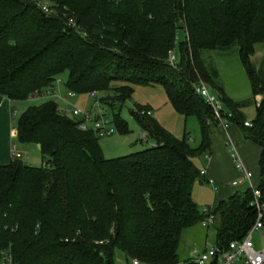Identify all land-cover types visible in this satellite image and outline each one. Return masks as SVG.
<instances>
[{"label":"trees","instance_id":"obj_1","mask_svg":"<svg viewBox=\"0 0 264 264\" xmlns=\"http://www.w3.org/2000/svg\"><path fill=\"white\" fill-rule=\"evenodd\" d=\"M42 1L50 14L33 0H0V97L12 103L46 97L67 74L64 87L75 96L114 93L98 101L112 112L116 132L127 135L121 104L135 86L160 85L177 114L196 120L199 141L192 145L186 132L173 138L131 111L155 144L105 159L99 138L80 131L52 99L28 106L15 122L16 140L39 146L42 163L13 158L0 166V264L4 252L10 264H116L115 251L138 264H179L182 231L204 219L191 197L201 178L194 160L208 152L217 126L194 93L196 77L217 79L204 51L236 48L252 97H261L247 128L240 111L252 99L233 102L220 86L216 91L231 124L261 147L257 188L264 196V83L250 63L264 43V0ZM176 46L170 65L167 55ZM251 198L248 189L218 203L216 245L245 237L256 218Z\"/></svg>","mask_w":264,"mask_h":264},{"label":"rangeland","instance_id":"obj_2","mask_svg":"<svg viewBox=\"0 0 264 264\" xmlns=\"http://www.w3.org/2000/svg\"><path fill=\"white\" fill-rule=\"evenodd\" d=\"M185 39L183 32L179 33V42ZM174 55H178L179 48L175 47ZM203 61L210 70L217 72V79L203 80L201 77H196V82H203L212 89V93L216 94L217 87L220 86L225 95L232 101L242 102L252 98L250 84L248 82L245 71L239 61L236 48L229 49L228 51H204L202 53ZM169 59V53L167 55ZM67 74H63L59 77L61 84L56 86V89L50 95L43 98H37L34 100H28L24 103H16L13 107L15 113L12 117V129L15 128V122L18 116L28 107L37 106L42 102L52 99L58 105V111L65 108H78L82 111H90L93 109V102L87 99V94L76 95L74 97L69 96V92L64 87ZM120 84H112V88L119 87ZM51 96V97H50ZM115 97L114 93H99L98 97ZM222 98L223 95L219 93ZM148 109L152 116L150 117L152 122H156L161 128H163L173 138L181 139L183 132L189 134L193 141L192 145H197L199 140V130L196 120L191 117L185 120L182 116L177 114L170 103L162 86H135L132 97L130 100L121 104L120 117L127 123L129 133L127 135H119L116 130L110 137L101 138L98 140V144L101 148L102 154L105 159H113L129 154L142 151L155 144V142L148 135V142L138 141L140 135L144 130L138 125V123L131 117V111H138L136 108ZM95 109V108H94ZM255 106L251 105L242 112V116L245 120L255 118ZM117 110V109H115ZM106 117L111 118L112 112L109 109H105ZM72 120V119H71ZM154 120V121H153ZM250 123V122H249ZM15 131V130H14ZM15 133V132H14ZM12 154L18 155L14 158L20 159L22 162L29 166L39 167L42 163V158L39 149L34 145L20 144L16 140V133L12 140ZM206 209V208H205ZM203 209V210H205ZM203 213V210L199 208ZM264 229L261 232H255L252 234L251 239L256 251L264 250ZM3 264H10V256L6 252L1 255ZM114 261L116 264H132L133 261H127L124 255L115 251ZM137 262V261H136Z\"/></svg>","mask_w":264,"mask_h":264},{"label":"crops","instance_id":"obj_3","mask_svg":"<svg viewBox=\"0 0 264 264\" xmlns=\"http://www.w3.org/2000/svg\"><path fill=\"white\" fill-rule=\"evenodd\" d=\"M250 63L259 79L264 83V43L255 46ZM251 99L252 105L256 108L261 97L256 96ZM15 104L0 97V166L9 164L14 158L12 140L15 131L11 127V116L15 113V110L12 111ZM244 110L245 108L240 112L242 113ZM253 119H244V121L251 123ZM192 141L194 142V140ZM34 146L39 149V146ZM261 151L259 145L247 138L240 125L231 124L225 132L217 126L212 127L208 152L194 160L199 171L202 169L206 171V176L199 178L192 188L191 197L195 205L202 210L205 208L214 210L219 202L227 201L238 192L237 188L231 187V183L240 179L243 176V171L235 168L233 155L241 162L244 170L252 174L251 184L253 187H257L260 180L258 162ZM207 179L212 180L215 186L208 184ZM216 242L217 232L214 224L203 227L201 223H197L183 230L177 250L179 264H190L193 255L203 253Z\"/></svg>","mask_w":264,"mask_h":264},{"label":"built area","instance_id":"obj_4","mask_svg":"<svg viewBox=\"0 0 264 264\" xmlns=\"http://www.w3.org/2000/svg\"><path fill=\"white\" fill-rule=\"evenodd\" d=\"M33 1L41 12L45 14H50L52 12L48 2L42 0ZM68 26L75 28V24L72 20H69ZM168 62L170 65L175 63L174 53L169 54ZM59 83H61V81L57 80L56 84ZM53 90L54 89H52V91ZM211 91L212 89L203 82L199 81L194 84V93L204 100L205 104L211 109L214 119L217 122V127L225 132L231 125V114L224 111L221 101L217 95ZM69 96L74 97L75 95L69 93ZM87 99L93 102L92 110L82 111L73 107L71 109H60L59 113L75 121L77 123V128L82 132H93L94 135L99 139L110 137L113 134L115 128L111 123V119L106 117L105 109L98 101V93L95 91L89 92L87 94ZM140 114L147 117L152 116V113L149 110L142 111ZM243 126L248 128L251 125L249 122H244ZM138 141L148 142V133L144 131L142 135H140ZM13 156L18 157L16 154H13ZM232 158L235 163V168L237 170L243 171V176L238 180H234L231 183V187L237 188L244 182L249 183V189L252 195L250 207L255 212V221L242 240L231 241L226 246L221 247L216 244L211 245L203 253L199 255H193L190 259L191 264H208L213 262L215 264H264V250L256 251L251 239L253 233L261 232L264 229V196L257 187H253L251 184L252 174L244 170L243 165L239 160H237L235 155H233ZM200 176H206L205 169L200 171ZM206 182L215 186L214 182L210 179H207ZM203 213L204 219L200 222L201 225L203 227H209L213 225L215 222L213 210L205 209ZM132 264H138V262L133 261Z\"/></svg>","mask_w":264,"mask_h":264},{"label":"water","instance_id":"obj_5","mask_svg":"<svg viewBox=\"0 0 264 264\" xmlns=\"http://www.w3.org/2000/svg\"><path fill=\"white\" fill-rule=\"evenodd\" d=\"M249 189V183L244 182L242 185L237 187V191L244 192Z\"/></svg>","mask_w":264,"mask_h":264}]
</instances>
